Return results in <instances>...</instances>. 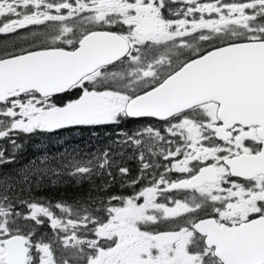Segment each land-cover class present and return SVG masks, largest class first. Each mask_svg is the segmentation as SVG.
Masks as SVG:
<instances>
[{
	"label": "snow or ice",
	"instance_id": "1",
	"mask_svg": "<svg viewBox=\"0 0 264 264\" xmlns=\"http://www.w3.org/2000/svg\"><path fill=\"white\" fill-rule=\"evenodd\" d=\"M22 29L31 43L0 51V140L129 118L163 134L117 133L139 149L130 186L147 183L98 207L17 199L0 178V264H264V0H0V35ZM115 165L106 148L63 167L104 191ZM45 220L53 239H34Z\"/></svg>",
	"mask_w": 264,
	"mask_h": 264
},
{
	"label": "trees",
	"instance_id": "2",
	"mask_svg": "<svg viewBox=\"0 0 264 264\" xmlns=\"http://www.w3.org/2000/svg\"><path fill=\"white\" fill-rule=\"evenodd\" d=\"M134 120H126L125 130H132ZM130 124V125H129ZM118 126H102L92 128H76L53 135H20L16 138L21 148H14L8 140H0V148L5 149V156L14 155L15 160L0 166V178L4 176L12 177L10 183L18 185L15 189L17 199L38 201L42 204L55 205L57 202L67 203L78 207H89L99 205L97 201L106 199L109 195H119L129 193L130 187L123 188L129 181L121 177L117 172V167H128L135 169V163L131 161L128 153L122 149L121 145L113 143L118 140L116 131ZM95 133V134H94ZM110 149L116 165L112 168L115 180L111 181V186L101 191L100 186L107 176L94 175L91 179L77 180L67 175L68 168L63 167L75 156L77 159L87 158L92 155H99L104 149ZM44 161V163H41ZM34 168L59 169V175H53L51 171L38 174L39 179L32 177L31 184L25 186L18 184L21 174L25 170L31 171ZM134 171V170H133ZM129 174L126 176L128 177ZM0 191L3 188L0 187ZM18 210L27 212L28 209L20 206ZM55 210V208H53ZM47 221L42 226H36L37 238H45L49 232Z\"/></svg>",
	"mask_w": 264,
	"mask_h": 264
},
{
	"label": "flooded vegetation",
	"instance_id": "3",
	"mask_svg": "<svg viewBox=\"0 0 264 264\" xmlns=\"http://www.w3.org/2000/svg\"><path fill=\"white\" fill-rule=\"evenodd\" d=\"M202 2H203V0H202ZM177 6H178L177 4L172 5L173 8H175ZM169 18H175V17L169 16ZM32 27L43 28L44 26H32ZM32 39H33V37L31 35V29H22V30H19L18 33L10 34V35H0V51H3L5 48L13 49V48H19V47H27L31 43ZM141 119H143L144 121L139 126H137L134 130H137L139 127L144 126V125H148V124L153 125V126L158 127V128L163 127V122H160L158 120H155V119L148 120V118H141ZM118 127L120 129H124L126 126H124V124H120ZM124 147L126 149H128L129 153H131V150L134 151L133 154H134V158H135L136 167H135V169H132V170L130 168L126 167L129 169V172H128L129 176L124 177L126 180H129V178L132 175V177H131V180H132V179L136 178L137 176H139L140 172H141V161L138 158L139 149H137L133 146H127V145H124ZM145 157H146V159L154 161L155 163H157L159 165V167L156 169L157 172L163 171V165L168 163V161H164L161 157H150L148 155L147 151H145ZM122 167H124V166H122ZM147 171H150V170H147ZM169 176L172 179H176V178H178L179 174L170 173ZM146 183H147L146 180H141L140 183L136 184L134 187L130 186V184L127 183L123 186V188L130 187V192L119 194V196H129V195L133 194L135 191L139 190ZM172 195H178L179 196L182 194H178V193L174 192V193H172ZM159 230H168V225L167 224H161L159 226ZM71 263L75 264L74 261H71ZM80 264H83V262L81 261Z\"/></svg>",
	"mask_w": 264,
	"mask_h": 264
},
{
	"label": "rangeland",
	"instance_id": "4",
	"mask_svg": "<svg viewBox=\"0 0 264 264\" xmlns=\"http://www.w3.org/2000/svg\"><path fill=\"white\" fill-rule=\"evenodd\" d=\"M148 126H152V127H154V128H158V127H155V126H153V125L148 124V125H144V126L139 127L136 131H138V130H142V129L148 127ZM159 129H161L162 134H163V127L159 128ZM136 131H134V132L128 131V132H127V131L122 130V129L119 130V132H124V133H128V134L135 133ZM121 146H122V149L125 150V151L128 153V155L131 157V159H130V163H131V161H133V162L135 163L134 155H133L132 153H129V152H128V149H126V148L124 147V145L121 144ZM127 146H131V145H127ZM135 167H136V164H135ZM71 206H72L74 209H82V208H84V207H78V206H74V205H71ZM54 211L56 212L57 215H60V211H59L58 209H55ZM46 221H47V220H46ZM45 226L48 227V223H47V225H45ZM48 228H49V227H48ZM46 233H47V235H45V238H44L45 241H48V240L53 239V233H52V230H51L50 228H49V232H46ZM57 248H59V245H57ZM70 264H72L71 261H70Z\"/></svg>",
	"mask_w": 264,
	"mask_h": 264
}]
</instances>
